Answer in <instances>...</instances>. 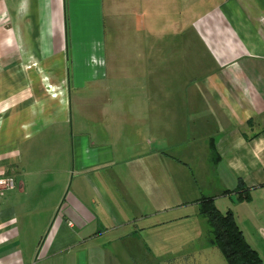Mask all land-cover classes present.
<instances>
[{
    "label": "crops",
    "instance_id": "crops-1",
    "mask_svg": "<svg viewBox=\"0 0 264 264\" xmlns=\"http://www.w3.org/2000/svg\"><path fill=\"white\" fill-rule=\"evenodd\" d=\"M118 2L0 0V176L17 181L0 198V264H143L144 252L165 247L160 228L191 217L142 223L144 210L158 208L164 175L168 186L180 189L192 176L200 195L181 204L195 205L200 217L201 198L214 197L219 209L220 200L228 201L226 211L234 212L264 260V0H178L182 13L173 36H153L154 0L146 15L135 1L137 30L151 28L146 38L136 36V58L152 62L145 69L136 59L135 91L150 89L138 92L136 103L149 107L152 131L156 138L165 135L167 146L130 158L104 141L105 131L63 130L72 121V90L80 87L68 96L55 75L71 54L101 59L87 81L108 78L107 18H117ZM159 44L170 59L161 70ZM176 78L177 86L169 82ZM171 90L182 91L181 100H160ZM160 124H166L162 135ZM47 130L54 132L51 140L64 138L63 145L41 148ZM210 181L217 193H206ZM111 253L121 259L112 260Z\"/></svg>",
    "mask_w": 264,
    "mask_h": 264
},
{
    "label": "rangeland",
    "instance_id": "rangeland-1",
    "mask_svg": "<svg viewBox=\"0 0 264 264\" xmlns=\"http://www.w3.org/2000/svg\"><path fill=\"white\" fill-rule=\"evenodd\" d=\"M135 1L119 0L118 4L115 5L117 7L115 9L117 18L111 21L107 18V50L105 53L106 57L103 60V68L108 70V78L87 81V77H90L87 74L88 71L100 67L101 59H92L84 56L74 57L71 54H68L66 59L61 61L62 68H57L55 72L56 76L62 77L64 91L68 96L72 88L80 87L72 90L70 110L72 121L65 123V129L63 130L69 132V134L73 133V135L105 131L104 141L114 148L123 150L127 158L134 157L136 153L144 149L156 148L157 145L160 149L167 146L165 135L156 138L152 131L149 107L146 108L136 103L140 101L136 97L139 94L142 95L143 91V95L149 94L150 89L147 87L141 92L139 90L135 91V63L137 59L135 38L136 36L146 38L151 28L148 27V31L144 29V32L137 30L135 14H139L141 9ZM139 1L145 6L144 12L147 10L146 12L148 13L150 10L151 13V0ZM154 1L156 2V8H158L156 19L158 27L152 28L153 36H156V31H159L160 35L163 34L165 36L178 35L177 31L174 30L175 28H173V24H175L182 13L178 9V0ZM146 12L144 15H146ZM194 13V11L190 12L189 17L193 16ZM167 23L170 27L167 26ZM189 35L192 38H196V33L193 29L190 30ZM159 46V56L168 52L167 47L163 46L164 48H162L161 44ZM194 46L195 44H191V56L196 52ZM198 52L203 54L204 50L198 49ZM84 53L78 54L84 55ZM166 57L167 54L159 58V67H157L160 70L167 67L170 62V59L167 60ZM138 64L145 69H149L152 62L144 56L143 59H140V63L139 59H137ZM43 65L45 68H51L49 62H45ZM26 66H31V63H26ZM159 76L160 79L164 77L161 74ZM147 77L148 80H143L144 86L147 81H150V74ZM193 77L194 75L192 74ZM169 82H172L175 86L178 85L177 78L176 81L169 80ZM164 83L167 84L166 82ZM103 85L107 86L106 90H103ZM170 92L160 96V100L170 99L172 96L181 100L182 91L173 92L171 90ZM147 100L150 101L149 99ZM106 102L109 105L105 107L106 114L102 115V109ZM165 125L160 124L161 135L166 132ZM176 126L180 127V124H176ZM52 130H47L43 133L40 141L41 148L45 149L54 145V143L63 145L64 138L51 140L54 137ZM192 139L190 138V141ZM46 159L48 160L49 157H46ZM184 182L185 185L182 182L180 189L177 185L174 187L168 186V180L165 175L160 177L158 208L156 210L153 209L151 212H146V210L142 212L144 215L142 223L144 225H148L152 221L162 223L180 215H191L189 220H175L169 222L165 229H159V233L167 239L165 247L159 248V250L151 254H145L144 252L142 257L143 264H228L220 249L212 243L213 232L207 219L197 215V207L195 205L181 204L186 198L193 199L200 195L191 175L189 180L186 179ZM206 187V193H210V191L217 193L218 189L215 187L214 181H210L209 186ZM140 188L144 189L142 186ZM227 205H229L228 201H219L220 209L223 212L226 211ZM193 240L195 245H192L194 243ZM110 257L112 260L121 259L118 254L111 253ZM126 257L128 262H132L129 253Z\"/></svg>",
    "mask_w": 264,
    "mask_h": 264
},
{
    "label": "trees",
    "instance_id": "trees-1",
    "mask_svg": "<svg viewBox=\"0 0 264 264\" xmlns=\"http://www.w3.org/2000/svg\"><path fill=\"white\" fill-rule=\"evenodd\" d=\"M239 188H244L241 183ZM248 198V195L239 196L240 200ZM198 203L201 215L212 228V243L220 249L228 264H264L262 256L246 239L232 210L221 211L212 196H205Z\"/></svg>",
    "mask_w": 264,
    "mask_h": 264
},
{
    "label": "built area",
    "instance_id": "built-area-1",
    "mask_svg": "<svg viewBox=\"0 0 264 264\" xmlns=\"http://www.w3.org/2000/svg\"><path fill=\"white\" fill-rule=\"evenodd\" d=\"M17 188V181L12 175L0 176V198L3 197L5 191Z\"/></svg>",
    "mask_w": 264,
    "mask_h": 264
},
{
    "label": "bare ground",
    "instance_id": "bare-ground-1",
    "mask_svg": "<svg viewBox=\"0 0 264 264\" xmlns=\"http://www.w3.org/2000/svg\"><path fill=\"white\" fill-rule=\"evenodd\" d=\"M51 87V86H50Z\"/></svg>",
    "mask_w": 264,
    "mask_h": 264
}]
</instances>
